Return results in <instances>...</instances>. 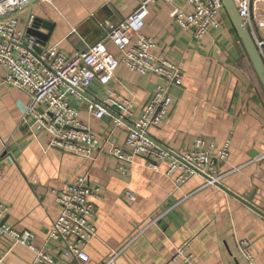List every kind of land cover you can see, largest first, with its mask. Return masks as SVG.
Segmentation results:
<instances>
[{
  "label": "crops",
  "instance_id": "crops-1",
  "mask_svg": "<svg viewBox=\"0 0 264 264\" xmlns=\"http://www.w3.org/2000/svg\"><path fill=\"white\" fill-rule=\"evenodd\" d=\"M140 2L36 0L13 14L21 29L30 14L51 24L42 45L57 43L72 54L102 42L119 57L107 33ZM173 6L192 11L184 0H174ZM171 8L163 0L156 2L143 29L156 43L152 53L173 61L183 75L182 86L170 89L166 118L151 135L177 150L190 148L198 137L214 152L228 141L229 155L218 166L220 183L209 184L199 174L177 186L178 171L167 175V161L154 169L142 157L123 176L108 147L97 145L84 158L50 146V133L33 130L34 118L23 113L29 96L7 85L0 71V202L8 205L7 221L33 233L36 245L44 244L58 216L53 191L86 175L88 185L98 187L100 195L92 198L90 222L96 235L84 246L89 259L83 264H98L113 249H120L117 264H247L240 240L249 242L254 262L264 264V89L226 11L221 28L194 37L191 30L175 24ZM164 82L163 77L140 75L120 64L108 85L94 80L84 98H72L71 104L99 139L123 145L127 128L113 125L114 114L94 118L87 103L108 96L131 97L133 121L155 85ZM186 241L191 261L172 260ZM58 248L56 242L46 246L57 264H76L62 260ZM32 257L27 247L9 248L0 239V264H29Z\"/></svg>",
  "mask_w": 264,
  "mask_h": 264
},
{
  "label": "built area",
  "instance_id": "built-area-1",
  "mask_svg": "<svg viewBox=\"0 0 264 264\" xmlns=\"http://www.w3.org/2000/svg\"><path fill=\"white\" fill-rule=\"evenodd\" d=\"M24 1L0 0V15ZM158 1L141 0L133 13L107 33L119 57L109 52L102 42L72 54L65 53L57 43L41 46L27 32L35 18L33 14L27 17L24 29L19 28L20 19L14 14L1 19L0 71L4 73L3 80L29 96L23 113L34 118L33 130H47L50 133L49 145L52 147L84 158H89L97 145L108 147V153L119 163L117 170L123 176H128L135 159L142 157L154 169L167 161V175L178 171L175 177L177 186L199 174L209 184L220 183L218 166L229 155L228 141L214 152L212 146H207L205 140L198 137L190 148L177 150L160 143L151 135V130L158 128L168 114L172 103L171 87L180 88L183 83L180 66L163 56H155L152 50L156 43L151 36L143 33L145 18L151 6ZM163 1L172 7L170 15L175 24L191 30L194 37H202L222 26L221 14L226 11L222 0H184L192 7L189 13L173 6L174 0ZM233 2L264 62V0ZM38 47H41V51H37ZM120 64L140 75H155L165 79L164 83L155 85L151 97L133 121L129 120L134 105L131 97L108 96L87 103L86 109L94 118L101 119L106 114H114L113 125L127 128L123 145L111 143L107 137L99 139L80 120L78 107L71 104L72 98H84L86 89L94 80L108 85ZM2 176L0 169V178ZM86 177L81 175L75 182L53 191L58 216L51 222L43 245L34 243L33 233L19 231L7 221L8 205L4 202H0V239L5 240L9 248L20 244L32 250L33 257L29 264H57L55 254L46 250L47 244L51 242L58 244L62 260L74 261L76 264L86 262L89 256L84 246L96 235L90 222L94 210L92 198L97 199L100 195L99 188L91 189ZM128 196L134 198L132 193ZM186 245L187 241L176 249L172 260L191 261L192 255L185 253ZM238 245L247 264H256L249 250V242L240 240ZM119 253L120 249H113L98 264H117Z\"/></svg>",
  "mask_w": 264,
  "mask_h": 264
},
{
  "label": "water",
  "instance_id": "water-1",
  "mask_svg": "<svg viewBox=\"0 0 264 264\" xmlns=\"http://www.w3.org/2000/svg\"><path fill=\"white\" fill-rule=\"evenodd\" d=\"M34 1L36 0H26L24 3L9 9L6 13L0 15V20L17 12L20 9H23L26 5H29ZM222 3L223 6H225V10L228 17L230 18L231 23H233L236 29L239 40H241L246 54L248 57H250L254 70L258 75L261 85L264 89V62L257 51L255 41L253 40L248 27L243 23L241 17L239 16L237 7L234 5L233 0H222ZM41 27L45 28L46 32L40 31ZM51 29V24L36 17L34 18L32 24L28 27L27 32L28 34L34 36L37 39V42L42 45L47 39L48 33Z\"/></svg>",
  "mask_w": 264,
  "mask_h": 264
}]
</instances>
